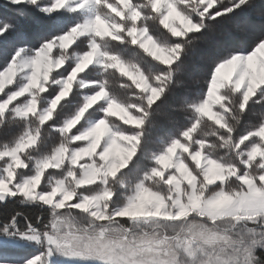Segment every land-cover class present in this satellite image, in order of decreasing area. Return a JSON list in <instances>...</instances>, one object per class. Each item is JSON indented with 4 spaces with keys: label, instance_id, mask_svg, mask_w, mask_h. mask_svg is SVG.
Instances as JSON below:
<instances>
[{
    "label": "snow or ice",
    "instance_id": "6c2138e0",
    "mask_svg": "<svg viewBox=\"0 0 264 264\" xmlns=\"http://www.w3.org/2000/svg\"><path fill=\"white\" fill-rule=\"evenodd\" d=\"M6 3L42 22L0 18V264H264V3ZM229 23L238 40L221 44ZM201 43L203 82L160 134ZM97 53L140 103L101 80Z\"/></svg>",
    "mask_w": 264,
    "mask_h": 264
},
{
    "label": "trees",
    "instance_id": "16d2710c",
    "mask_svg": "<svg viewBox=\"0 0 264 264\" xmlns=\"http://www.w3.org/2000/svg\"><path fill=\"white\" fill-rule=\"evenodd\" d=\"M264 3V0H257V4ZM28 18L20 20L17 17V10L12 8L6 3V0H0V18L9 17L15 18L20 27L24 30H33L37 28L41 21L40 14L35 12L34 9H27ZM259 11L257 8L255 11L249 13L250 23L254 24L257 28L261 26V20L256 13ZM215 39L221 44H230L238 40V35L232 30L231 24H225L220 26L217 31ZM210 52L209 46L203 43L194 47V50L190 51L188 56L185 57V71L183 75L177 76L176 83L172 93L168 96L163 106L165 115L159 119L157 131L163 134L170 129V121L175 120L178 124L183 123L184 114L181 111H172L170 106H179L182 104L185 97L189 96L196 88L197 82L202 84L205 67L201 62V57L208 56ZM13 210H19L23 212L27 217L35 221V217L39 214V210L31 207H25L20 204L9 205L6 209V213H11ZM23 226V219L20 221Z\"/></svg>",
    "mask_w": 264,
    "mask_h": 264
},
{
    "label": "clouds",
    "instance_id": "9594fccd",
    "mask_svg": "<svg viewBox=\"0 0 264 264\" xmlns=\"http://www.w3.org/2000/svg\"><path fill=\"white\" fill-rule=\"evenodd\" d=\"M149 15H151L149 13ZM103 44V51L104 53H107L112 50V46L107 42H102ZM95 51V49L93 50ZM70 59V57H68ZM91 62V58H85L83 63L78 66V71L81 70L85 65ZM96 65H97V73L101 77L102 81L107 82V86L112 88L114 91L117 89L122 90L127 94V98L125 100L126 103L133 104V103H140L139 93L134 91V85L136 83L135 80L132 81V83H128L127 81H121L120 77L117 75L116 72L111 70L112 67V61L107 60L104 58L103 55L97 53L96 57ZM75 73L73 74V76ZM81 87H87L86 84H84L82 81L79 82ZM67 91V88L65 89ZM61 95H64V93H61ZM59 99V97L57 98ZM55 103V102H54ZM65 140H67V137H65Z\"/></svg>",
    "mask_w": 264,
    "mask_h": 264
}]
</instances>
